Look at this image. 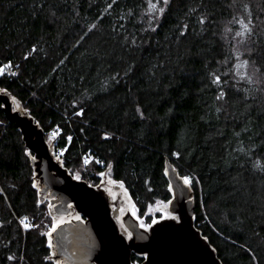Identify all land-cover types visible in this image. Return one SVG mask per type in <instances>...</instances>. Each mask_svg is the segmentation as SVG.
I'll return each mask as SVG.
<instances>
[{
  "label": "trees",
  "instance_id": "obj_1",
  "mask_svg": "<svg viewBox=\"0 0 264 264\" xmlns=\"http://www.w3.org/2000/svg\"><path fill=\"white\" fill-rule=\"evenodd\" d=\"M0 87L140 213L170 161L223 263L264 264V0H0ZM32 155L0 101V264H58Z\"/></svg>",
  "mask_w": 264,
  "mask_h": 264
},
{
  "label": "water",
  "instance_id": "obj_2",
  "mask_svg": "<svg viewBox=\"0 0 264 264\" xmlns=\"http://www.w3.org/2000/svg\"><path fill=\"white\" fill-rule=\"evenodd\" d=\"M0 101L8 119L20 128L26 147L33 153L41 197L47 195L58 214L72 209L83 215L60 223L50 233L53 258L64 264H224L195 224V194L191 184L170 162L167 175L172 189L169 210L178 217H165L149 229L130 211L125 224L127 238L116 220L111 195L102 185L76 178L55 153L46 131L7 89L0 87ZM17 104H16V103ZM133 253L145 255L133 261Z\"/></svg>",
  "mask_w": 264,
  "mask_h": 264
},
{
  "label": "rangeland",
  "instance_id": "obj_3",
  "mask_svg": "<svg viewBox=\"0 0 264 264\" xmlns=\"http://www.w3.org/2000/svg\"><path fill=\"white\" fill-rule=\"evenodd\" d=\"M47 139L49 140V142H53L50 137H47ZM87 163H88V161H87ZM73 175L76 178L84 179L81 176L80 172L79 173L75 172V173H73ZM184 178L185 179L187 178L191 181V178L189 175L185 174ZM90 184H92V183H90ZM190 184L192 185V181ZM92 185H95V184H92ZM98 185H102V187H104L106 189V191H108L110 193L111 198L113 200L118 201L121 209L123 211H130L136 218H138L141 226L143 225V227H145V228L149 229L150 226L154 223V221L156 222V221L163 219L165 217H178V215L172 213L169 210V201H163V200H158L153 206H151L148 209L147 212L140 213L139 208H138L136 202L131 197L128 189L125 187V185L122 182H120V181H118L112 177L110 168L106 169L104 172L101 173V181H100V183L96 184L95 186H98ZM45 199L48 202V206H49V209L51 211L52 218H53L52 226H51V229L48 231V234H50L51 231L55 227H57L60 223L70 220L72 218V216L77 217V215H74V213H71L69 215L58 214L53 209V204L50 201V197L45 195ZM119 224H121L122 227L124 226V224L121 221H119ZM49 237H50V235H49ZM50 241H51V237H50ZM59 264H61V263H59Z\"/></svg>",
  "mask_w": 264,
  "mask_h": 264
},
{
  "label": "flooded vegetation",
  "instance_id": "obj_4",
  "mask_svg": "<svg viewBox=\"0 0 264 264\" xmlns=\"http://www.w3.org/2000/svg\"><path fill=\"white\" fill-rule=\"evenodd\" d=\"M43 198H45V196L43 197ZM50 201H51V198H50ZM112 203H113V207H114V209L115 208H117V216H116V220H117V222L119 223V221H121L123 224H124V226L122 227L121 226V224H119V227H120V229H121V231L126 235V237L127 238H130L131 236H132V231L130 230V228L125 224V216H126V214L128 213V211H123L122 209H121V207H120V205H119V203H118V201L117 200H113L112 199ZM53 204V203H52ZM53 209H54V204H53ZM71 213H74V215H77V217L75 216H72V218L71 219H74V218H82L83 217V215L82 214H80L79 212H77L75 209H72L68 214H65V215H69V214H71ZM84 218V217H83ZM70 219V220H71ZM148 229V228H147ZM133 254H135V253H133ZM140 255V254H139ZM143 256V259L145 258V255H142ZM138 262H141V261H138ZM59 263H61V264H64V263H62V262H60V261H58V264Z\"/></svg>",
  "mask_w": 264,
  "mask_h": 264
},
{
  "label": "snow or ice",
  "instance_id": "obj_5",
  "mask_svg": "<svg viewBox=\"0 0 264 264\" xmlns=\"http://www.w3.org/2000/svg\"><path fill=\"white\" fill-rule=\"evenodd\" d=\"M164 2L167 3L168 0H164ZM154 7H155V6H154ZM245 28H247V25H245ZM184 183H185V184H190L191 181H190L189 179L186 178V179L184 180ZM154 222H155V221H154ZM21 223L24 224V227H25V228H29V227H31V225L28 224L26 221H21ZM142 226H143V225H142ZM54 230H55V229H53V231H54ZM49 235H50V234H49Z\"/></svg>",
  "mask_w": 264,
  "mask_h": 264
},
{
  "label": "bare ground",
  "instance_id": "obj_6",
  "mask_svg": "<svg viewBox=\"0 0 264 264\" xmlns=\"http://www.w3.org/2000/svg\"><path fill=\"white\" fill-rule=\"evenodd\" d=\"M118 208V207H117Z\"/></svg>",
  "mask_w": 264,
  "mask_h": 264
}]
</instances>
